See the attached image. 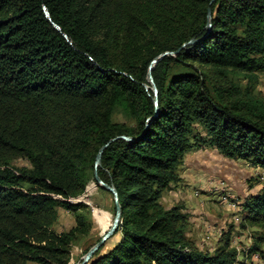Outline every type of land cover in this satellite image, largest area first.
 Returning <instances> with one entry per match:
<instances>
[{"label": "trees", "instance_id": "trees-1", "mask_svg": "<svg viewBox=\"0 0 264 264\" xmlns=\"http://www.w3.org/2000/svg\"><path fill=\"white\" fill-rule=\"evenodd\" d=\"M210 1L0 0V264H71L91 224L83 199L90 181L98 186L95 155L120 135L133 139L109 143L97 169L118 192L120 238L88 264L239 259L229 237L212 252L199 249L182 207L160 203L201 143L264 169V97L255 91L264 0ZM191 38L198 41L151 69L155 114L148 65ZM59 208L73 215L67 231L53 228ZM241 211L240 226L256 227L246 254L264 264V183Z\"/></svg>", "mask_w": 264, "mask_h": 264}, {"label": "rangeland", "instance_id": "rangeland-1", "mask_svg": "<svg viewBox=\"0 0 264 264\" xmlns=\"http://www.w3.org/2000/svg\"><path fill=\"white\" fill-rule=\"evenodd\" d=\"M258 76L255 91L264 97V73H259ZM235 80L243 86L246 83L240 77H235ZM201 133L205 134L203 128ZM22 163L19 161V164ZM178 173L180 179L163 191L160 203L165 208L174 205L182 207L187 215L188 239L199 249L212 252L229 237L230 246L237 250L239 259L243 255H249L247 259L253 264H263L261 259L254 261L251 260L252 255L246 254L253 242L252 233L256 227L246 225L242 228L240 221L245 199L256 194L264 183V169L243 159L227 158L210 143L205 142L195 145L185 153ZM88 185L90 187L87 197L83 199L86 204L83 212L91 224L88 233L80 235L74 241L71 264L81 260L84 251L109 228L114 216L112 195L98 186H93V181ZM93 208L96 212H93ZM107 210L108 221L101 226L97 218L104 219ZM59 212L53 228L56 231H67L73 226L72 213L63 208H59ZM119 238V233L111 236L101 247V252L108 251Z\"/></svg>", "mask_w": 264, "mask_h": 264}, {"label": "water", "instance_id": "water-1", "mask_svg": "<svg viewBox=\"0 0 264 264\" xmlns=\"http://www.w3.org/2000/svg\"><path fill=\"white\" fill-rule=\"evenodd\" d=\"M213 0L210 1V3ZM209 3V4H210ZM46 16L48 17V19H50L48 11L44 10ZM206 29L207 31H209L211 29V9L208 7L207 8V15H206ZM53 23V22H52ZM54 27L57 30H60V27L58 25H56L55 23H53ZM64 36L66 37V35L64 34ZM198 41V39H194L191 38L189 39L187 42L183 43L176 51H165L162 53L157 54L149 63L148 65V72H147V80L150 83V87L151 90L153 92V95L151 96L153 105H154V113L157 114L159 112V107H158V98H157V88L155 86V83L153 81L152 75H151V69L152 67L155 65L156 62H158L159 59H161L162 57L166 56V55H170V54H176L179 52V50L181 48H189L190 45L196 43ZM145 89H148L147 85H144ZM152 119V117H149L147 119V122L149 123V121ZM118 138H122L124 140L127 141H131L133 138L131 136H126V135H120V136H115L114 138H111L108 140L107 143L103 144L99 150L97 151L96 155H95V160H94V170H93V176H94V180L95 182L98 184L99 187L103 188L104 190L108 191L111 195H112V200L114 203V216L112 219V222L109 226V228L104 232V234L100 237V239L95 242L82 256L81 260L76 263V264H88V262L91 260V258L93 257V255L99 250L100 247H102L104 245V243L111 237L113 236L116 231L119 228V225L121 223V205L119 203V198H118V192L115 188V186L110 183L107 184L105 183L100 176L98 175V167L101 165V157H102V153L103 150L107 147V145L109 143H111L112 141H114L115 139Z\"/></svg>", "mask_w": 264, "mask_h": 264}, {"label": "built area", "instance_id": "built-area-1", "mask_svg": "<svg viewBox=\"0 0 264 264\" xmlns=\"http://www.w3.org/2000/svg\"><path fill=\"white\" fill-rule=\"evenodd\" d=\"M236 220H238V218H236ZM251 255H252V258H253L251 260H254V261L256 260L257 261V260L260 259L259 255L257 253H253ZM233 264H253V262L249 261V259H247V258L246 259L240 258V259L236 260Z\"/></svg>", "mask_w": 264, "mask_h": 264}, {"label": "crops", "instance_id": "crops-1", "mask_svg": "<svg viewBox=\"0 0 264 264\" xmlns=\"http://www.w3.org/2000/svg\"><path fill=\"white\" fill-rule=\"evenodd\" d=\"M66 212H69V211H67V210H65ZM60 214V212H59V210H58V215ZM72 217H73V215H72ZM105 218L103 219H101L100 217H98L97 219H99L98 221H99V223L101 224V226H103L104 224H105V222L106 221H108V210L106 211V216H104ZM73 224H74V218H73Z\"/></svg>", "mask_w": 264, "mask_h": 264}, {"label": "bare ground", "instance_id": "bare-ground-1", "mask_svg": "<svg viewBox=\"0 0 264 264\" xmlns=\"http://www.w3.org/2000/svg\"><path fill=\"white\" fill-rule=\"evenodd\" d=\"M93 212H96V209L95 208H93Z\"/></svg>", "mask_w": 264, "mask_h": 264}]
</instances>
